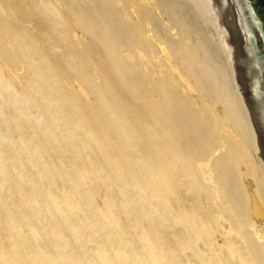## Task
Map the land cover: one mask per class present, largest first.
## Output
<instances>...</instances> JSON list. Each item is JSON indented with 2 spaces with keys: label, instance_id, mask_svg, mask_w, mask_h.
I'll return each mask as SVG.
<instances>
[{
  "label": "rangeland",
  "instance_id": "374dc122",
  "mask_svg": "<svg viewBox=\"0 0 264 264\" xmlns=\"http://www.w3.org/2000/svg\"><path fill=\"white\" fill-rule=\"evenodd\" d=\"M163 1L167 3V14L173 19L170 23L165 20V14L160 12H154L145 18V11L150 7L154 8L155 1L152 3L151 0H0V73L3 76L0 77V82L3 84L5 80L7 84L0 85V91L7 92L5 107L2 110L11 111L6 119L0 118V135L3 139L0 145L4 148L6 159L19 160L17 167L21 164L29 166V162L25 161L26 157L34 164L41 165L38 147L30 143V138L35 137L47 143L46 138L50 137V130L45 118L49 117L50 122L53 118H60L61 113L64 114L58 107L60 104L68 112L75 113L79 121H92L97 129L100 128L105 141L115 142L117 154L125 156L126 153L133 157L134 160L128 163L127 170H135L134 180L141 190L131 192L130 196L135 193L137 196L134 194L133 197L138 199H142V196L153 198L158 211L154 210L150 221L155 227L139 243L122 246L114 241V246L108 245L112 260L105 259L99 264H264V169L259 163L260 158L264 161V150L261 149L258 153L250 141L242 138L245 137V130L248 132L246 118L242 116L237 100L221 32L189 0ZM134 8L139 12V16L131 14V9ZM174 13L181 23L176 21ZM230 17L228 10L227 22ZM236 38L232 34V44L237 46L239 43L237 58L240 66L241 60L247 56L243 48L245 42ZM181 47H184L185 51H181ZM197 52L201 54V58ZM185 62L186 65H183ZM187 66L189 69L185 71ZM191 67L195 68V74ZM209 67L212 68L211 71ZM192 71L193 73H189ZM202 73L203 76L200 75ZM30 74H34L37 83L46 89L45 91L41 88L42 94L48 92L53 101L56 100L52 106L47 107L50 111L43 106L35 108L29 105L23 106L25 111L15 110L17 106L22 105L21 95L28 93V87L31 85L29 78L32 76H29ZM246 74L245 68L243 72L237 68V78H240L241 84L250 85L252 82L244 78ZM205 75L209 76L210 81L205 80ZM211 80L215 81L211 83L212 87ZM80 88L83 89L79 90ZM215 88L218 93L214 91ZM220 90H223V95ZM202 91L207 95L203 96ZM10 92L16 96L9 94ZM207 97L209 100H206ZM35 99L40 104L41 97L38 96L37 99L35 96ZM225 99L231 105L230 111L239 118L237 120L242 125L237 127L239 131H234L230 122L224 124L215 112L216 104L229 105ZM190 109L195 112H190ZM32 111L43 115L37 116L42 122H25L28 113ZM52 114L54 116H51ZM65 120L66 118L57 119L52 125L59 127ZM201 121L205 122L202 124ZM16 122L27 125L18 129L14 125ZM215 124L220 126L218 129L221 132ZM172 125L176 128L171 127ZM225 127L233 130V133ZM170 128L172 131L169 132ZM241 128L243 129L240 131ZM183 131L189 133V141H197L200 144L201 150L195 156L206 161L210 170L209 174L203 177L188 175L191 177L184 179L185 184L178 185L174 176L179 173L184 163L170 172L164 161L168 156L166 152L169 151L170 144L176 147L173 139L181 141ZM79 135L82 136V132ZM17 136H22L25 141L23 145L16 142ZM50 138L52 143L49 145L51 149L46 151L47 156L54 153L56 146V142ZM7 141H15V144L9 147ZM164 143L166 146H163ZM191 160L186 158L184 161ZM143 169L150 172L149 178L144 175ZM9 175L14 178L15 169ZM10 186L17 190L23 188V184L19 185L14 181ZM101 187L104 193L109 191L108 186L102 184ZM142 189L147 192L143 193ZM196 192L200 194L199 199L207 200L213 197L221 207L218 209L219 215H226L236 224L243 222L246 227H240L239 234L247 238H239L235 244L228 241L230 234L221 233V225H218L217 221L212 227L202 216L196 218L190 214L186 219H182L178 215V202L183 197L188 199L192 207L196 204L198 206ZM161 195L172 196L173 201L164 202ZM141 220L145 219L141 217ZM187 220L192 223L191 229L185 226ZM204 221H207L206 224ZM61 234L67 239H72L73 234L70 232ZM251 243L254 245L253 249ZM116 249L119 256L117 260L113 258ZM86 262L95 264L93 258H84L83 264Z\"/></svg>",
  "mask_w": 264,
  "mask_h": 264
},
{
  "label": "bare ground",
  "instance_id": "6f19581e",
  "mask_svg": "<svg viewBox=\"0 0 264 264\" xmlns=\"http://www.w3.org/2000/svg\"><path fill=\"white\" fill-rule=\"evenodd\" d=\"M136 1H140V0H136ZM189 1L192 3V5L195 8L198 9V11L203 16H206V18L211 20V22L221 32L220 34L222 35V44H223V47L227 53V56H228V59L230 62L231 71H232L231 72L232 76H231V73H230V76H231V79L233 77V85H234V88L236 90L235 92H236L237 100L240 104L242 116L244 118H246V124L245 125L247 126L246 129H248V132H247V130H245V134H244L245 137H242V138H245L246 140L250 141L255 146L256 151L259 153V152H261V145H260V141H259V133H258L257 129L255 128V121L257 122L260 130H262L264 133V89L261 88V85H260V78H259L260 76L254 77V79H253L254 83H253V85H251V90H252L251 96L254 100V108L251 110V108L247 104L245 96L243 95V93L239 87V83L237 80V68L239 65V60L237 58L238 48H237V46L233 45L231 42L232 33H231V28H230V22H227V20H226V16L228 14L227 11H228V7H229L228 0H189ZM151 2L152 3L154 2V6H153L154 8H151L150 6H148V7H150V9L145 11L146 17L143 16V18L144 17L147 18V15L154 14V12L155 13L160 12L162 14L163 13L165 14V20H168L169 23L173 20V19L171 20L172 16L167 14V11H166L167 10L166 9L167 3L166 2H164L163 0H151ZM235 2L237 3V7H238L239 21L241 24V28L244 31V33L246 35V39H247L246 45H247V51H248L249 57H250V59H249L250 63L248 66V73H250L251 68L252 69L255 68V70L257 68L258 71L259 70L262 71V66L258 61V57L255 54V52L252 50L251 46L249 45V38H250L249 34H251L253 32L249 31V29H248L249 24L246 22L247 19L245 20V18H244V8H246V7L241 5L238 2V0ZM141 5H143V4H141ZM149 5H150V3H149ZM168 5H169V3H168ZM170 6H171V2H170ZM172 7H173V5H172ZM145 9H146V5H145ZM171 10H172V8H171ZM131 11L133 12L131 14L139 16V12H136L135 8L131 9ZM250 14H252V11L250 12ZM175 15L176 16H174V17L176 19L177 14H175ZM179 20L176 19V21L181 23V20L180 21ZM173 23H175V22H173ZM179 24L177 26H179ZM181 26H182V24H181ZM176 27H174V28H176ZM182 27H184V26H182ZM184 28H183V31H184ZM176 32L177 31L175 30V33ZM188 35H189V33H187V36ZM165 36H164V38H165ZM170 36H168V37H170ZM178 37H179V35H178ZM160 38H161V36H160ZM183 39H185V38H183ZM171 42H172V40H171ZM173 42H174V40H173ZM181 46H183V45H181ZM181 49H182L181 51H183L184 47H181ZM184 53H186V52H184ZM198 54L200 55L198 57L201 58V54L200 53H198ZM185 55H187V53ZM188 58H189V55H188ZM196 61H195V63H196ZM207 63H208V61H207ZM33 64L35 65V63H33ZM157 64H155L154 66L156 67ZM184 64L186 65V62L183 63V65ZM203 66H205V65H203ZM194 67H191V68L193 69ZM30 68H32V67H30ZM191 68L189 71H191ZM188 69L189 68L187 66V69L185 71H188ZM194 69H193V71H194ZM196 69H198V68H196ZM203 69H204V67H203ZM211 69L209 67L210 71H211ZM219 69H220V67H219ZM40 71H41V69H40ZM193 71L189 72V73H193ZM44 72H46V71H44ZM206 72H208V71H206ZM212 72H214V70ZM195 73H196V70L194 71V74ZM203 73L200 75L203 76L205 74V73L204 74ZM218 73L220 74V72H218ZM258 73H260V72H258ZM16 74H18V72ZM40 74L42 75V73H40ZM208 74L209 73H207V75ZM216 75H217V73H216ZM29 76H31L29 78V80H31V82H30L31 85L28 84L29 85L28 93L21 95L22 105L17 106L15 108V110L17 112L19 110H24L23 106L29 105L30 107L35 106V108H39L40 106L41 107L43 106V108L50 111V109H48L47 107L52 106V103L55 102L56 100L54 99V101H53V98L50 96V93H48V92L44 93V95H43L41 92V88L44 89L45 91H46V89L41 87L40 84L37 83V79H36V76L34 74H30ZM222 76H223V74H221V77ZM0 77L3 78L1 73H0ZM43 77H45V75ZM205 77H204L205 80L209 79V76L207 77L205 75ZM225 77H223V78H225ZM52 78H53V76H52ZM196 78H198V77L196 76ZM17 79H18V77H17ZM188 79H189V77H188ZM211 79H213V78H211ZM184 80H186V79L184 78ZM218 80L215 79V81H218ZM220 80H222V79H220ZM223 80H225V79H223ZM47 81H49V80H47ZM54 81H56V79ZM208 81H210V79ZM213 81L211 80V82H210L211 87H212L211 83ZM215 81H214V83H215ZM49 82H51V81H49ZM53 83H55V82H53ZM221 83H218L219 86ZM193 84L194 83H192V85ZM203 84H204V82H203ZM0 85H7L6 81L4 80L3 84H2V82H0ZM78 86H79V84H78ZM209 87L210 86L208 85V88ZM184 88H186V87H184ZM192 88L194 89L195 87H192ZM82 89L80 88L79 90H82ZM203 89H205V88L203 87ZM232 89H233V87H232ZM214 91H216V93H218L216 88L214 89ZM225 91H227V90H225ZM222 92H223V90L221 91V94H222ZM9 94L16 96V94L12 93V92H10ZM80 94L82 95V93H80ZM202 94H203V96L207 95L206 93L204 95L203 91H202ZM202 94H201V96H202ZM221 94H219V95H221ZM6 96H7L6 91H0V118H2V119H6L8 117L7 116L8 113L11 112V111L5 112L2 110L5 107ZM35 96L37 97V99H38V96L41 97L40 104L36 101ZM215 96L218 97L217 95H215ZM221 96H220V98H222ZM227 96L225 97L226 99H228ZM207 99H208V97L206 98V100ZM223 99H224V96H223ZM217 100H218V98H217ZM227 102H228V100H226V104H229V102L228 103ZM206 104L208 105L207 102H206ZM209 104H210V102H209ZM186 105L189 106V104H186ZM192 105L193 104H191V106H190L191 108H192ZM219 105L216 104V107H214L215 112L218 113L219 119H221L222 122H224V124H226V122H228V123L230 122V124H232L231 128L234 131H237L239 127H242V125H240V123L237 120L239 118H236V116L230 111V107H229V106H231L230 104L228 106L223 105V104H219ZM164 106H165V104H164ZM58 107H60L61 111L64 112V114L61 113L62 116L60 118H58V117L53 118L51 120V122L48 120L49 117L45 118V120L49 124L50 137H52L53 141L56 142V144H55L56 146H54L55 147L54 153L53 154L49 153L48 156L46 155V151L47 150L49 151L51 149L49 146L50 143H52V140L50 137L46 138L47 143L44 141H39L38 138H35V137H31L32 140L30 138V143H32L36 147H38V158L41 159V162H42L41 165L34 164V162L29 161L28 160L29 158L26 157L25 158L26 160L25 159L24 160L29 162L28 163L29 166H24V164H21V165L19 164L20 166L17 167L16 163L19 160L18 159H12V158L6 159L7 155L3 152L4 148L0 145V264H58V263L59 264H83L84 258H93V261H95V264H99L100 262H104L105 259H107L108 261L112 260L109 248L111 246H114L113 245L114 241H117V243L119 245H122V246L139 243L145 238V235L150 230L154 229V227H155L154 223H152L150 221V217L152 216L154 210L158 209L156 206L157 203H155L153 201V198L142 196L141 197L142 199H138V197H136L137 198L136 199L135 197H133V195L135 193L131 194V196H130L131 192L136 191L137 189H138L137 190L138 192L141 190V189L139 190V188L137 187V183L134 180L135 170L131 169L130 172L127 170V166H129L128 163L134 160L133 157H130L126 153H125V156L117 154V152L115 151V149H116L115 142L112 143V142L105 141V138L104 137L102 138V131L100 130V128L97 129L96 125L93 124L92 121H91V123H88L86 120L79 121L76 118L75 113L68 112L67 110L64 109L63 105L58 104ZM197 108H199V107L197 106ZM209 108H210V106H209ZM170 109L168 111H170ZM192 110L190 109V112H192ZM197 110H199V109H197ZM33 111H35V110H33ZM33 111L28 113V117H27L25 122L28 123L30 121L31 122L30 124H32L34 121L42 122L40 120V118L37 117V116L41 115L40 112H37L38 111L37 110L35 113H33ZM40 111H41V109H40ZM169 113H168V115H169ZM82 114H84V112H82ZM187 114H186V116H187ZM201 114H202V112H201ZM218 115H217V117H218ZM42 116L43 115H41V117ZM51 116H54V115L52 114ZM170 116H169V118H171L173 120V118ZM183 116H184V114H183ZM64 118H66L65 123L59 124V127H53V125H52L53 121H55L57 119H64ZM194 118H195V116H194ZM180 120H182V119H180ZM184 120H186V118H184ZM198 120H200V119L198 118ZM172 122L174 124V121H172ZM201 122L203 124L205 121L204 122L201 121ZM218 122H219V120H218ZM187 123H192V122H187ZM103 124H105V123H103ZM184 124H185V122H184ZM217 124H219V123H217ZM14 125L16 128L22 129V128L26 127L27 124L25 125L24 123L16 122ZM187 125L188 124H186V126ZM198 126H201V125H198ZM206 126L208 127V125H206ZM171 127H174V126L172 125ZM184 127H185V125H184ZM203 127H205V124L203 125ZM219 127L217 126L216 128L218 129ZM243 127H244V125H243ZM175 128L176 127H174V129ZM177 128H179V127H177ZM242 129L243 128H241L240 131ZM170 130L172 131L171 128L169 129V132H170ZM202 130H204V129H202ZM227 130H225V132ZM233 130L230 129L228 131L232 132ZM80 132H82V136L79 135ZM185 132H187V131L182 132V136H181L182 140L181 141L179 139H176V140L173 139V141H175L174 144L176 145V147H172L170 144L169 151L167 150V152H166L168 156L165 157L166 159L164 161L165 164L167 165L166 166L167 170L169 169L170 172L172 171V169L179 168L181 166V164L184 163V165L181 166L179 173H177V175L174 176L175 183L178 185H181V184L184 185L185 184L184 179L188 175H192V176L194 175L195 177H200V176L203 177L204 175H208L209 170H210L209 168H207L208 164L206 161L201 160L200 156H199L200 158L195 156V155L199 154V152L201 150L200 144L197 141H189V138L187 137V136H189V133H185ZM178 133H179V130H178ZM226 133H228V132H226ZM175 135H176V133H175ZM1 137L2 136L0 135V144H2L1 142L3 140V139H1ZM175 137H173V138H175ZM177 137H178V135H177ZM229 137H230V135H229ZM235 137H237V136H235ZM15 139H16V142H18L20 145H23L25 143L22 136H17ZM236 140H237V138H236ZM246 140H245V142H246ZM229 141H230V139H229ZM6 144L9 147H12V145L15 144V141H12V142L7 141ZM65 145H67L70 148L69 149L65 148V147H67ZM163 146H166V144ZM235 148H236V146H235ZM237 150H238V147H237ZM226 156H227V154H226ZM186 158L187 159L191 158L192 160L191 161H184ZM218 163H220V161ZM259 163L264 169L263 159L260 158ZM14 169L16 171V176H14V178H13L9 174ZM143 170L145 173L144 175L147 178H149L150 172L148 173V171L146 169H143ZM139 173L140 172H138V175H139ZM140 176H141V174H140ZM188 177H191V176H188ZM189 179H191V178H189ZM263 179H261L260 181L262 182ZM13 181H14V183L19 184V185L23 184V188L22 189L19 188L18 190L15 188H12L10 186V183ZM261 182H260V185H262ZM102 184L108 186V188H109L108 192L104 193L102 191V187H101ZM262 188H263V186H262ZM165 189H167V188H165ZM198 189H200V188H198ZM202 190H203V188H202ZM171 191H172V187L170 186L169 192H171ZM142 192L146 193L147 191H144L142 189ZM135 195L137 196V194H135ZM167 195H169V194H167ZM199 195L196 192L195 196L198 197ZM179 197H181V196H179ZM161 198L164 199V202H167V201L169 202L171 200L173 201L172 196L166 197V195L165 196L161 195ZM221 199L222 198L220 197V200ZM202 200L203 199H199V197L196 198V201L199 202V205L197 206V204H196L192 207V205H189L188 199H183V197H181V200L178 202L179 207L176 205L179 208L178 215L182 219H186V217L188 215L190 216V214H193L192 216L195 215L196 218H198V216H202L203 218H205L204 220L208 221V222L204 221V224H206V222L211 223V226H212V224L215 225L216 221H217L218 225H221V229H220L221 233L230 234L231 237L228 238L229 242L236 244L237 239L247 238L246 236L239 234L240 233L239 228L240 227H242V228L246 227V225H244L243 222L236 224L235 222H233V220L229 219L226 215H224L222 213L219 215L218 209H220L221 207H219L218 203H216L215 200H213V197L207 198V200H203V201ZM222 201H223V199H222ZM22 202H24V203H22ZM178 208H177V210H178ZM227 212H229V211H227ZM169 213H170V211H169ZM230 215H231V212H230ZM139 216H140V218H139ZM141 217H142V219H145V220L142 221ZM183 221L184 220H182V222ZM191 225H192L191 221L187 220V222L185 223V226L188 229H191ZM231 229L236 230V232L234 233V231H232ZM246 231H247V229H246ZM61 232H63V233L64 232H70V234H73V235H71L72 239L71 238H68V239L65 238V236H63L61 234ZM254 233H255V231H254ZM96 234L99 235L100 237H97ZM249 239L251 240V238H249ZM254 244H255V242H254ZM108 245H110V247H108ZM252 246H251V249L254 248L253 244H252ZM113 254H115V256L113 255L114 256L113 258L115 260H117V258L119 257L117 255L118 254L117 249H116L115 253H113ZM89 263H90V261H89ZM86 264H87V262H86Z\"/></svg>",
  "mask_w": 264,
  "mask_h": 264
},
{
  "label": "flooded vegetation",
  "instance_id": "af4514ba",
  "mask_svg": "<svg viewBox=\"0 0 264 264\" xmlns=\"http://www.w3.org/2000/svg\"><path fill=\"white\" fill-rule=\"evenodd\" d=\"M235 1L237 0H228V4H229L228 10H229V14L231 15V17L229 18L230 28L232 34L235 37L245 42V46L243 48L246 56L250 58L248 51L245 50L247 39L244 31L241 28V24L239 21L238 7ZM238 2L244 7H246L244 8V18L245 20L247 19L246 22L249 24V28H248L249 31L253 32L249 34L250 35L249 37L256 46L254 52L255 54L256 53L258 54L260 59V60L258 59V61L262 66V71L261 70L258 71L256 68V71L254 72L255 74L253 73L251 74V76L249 74H246L244 78L246 80H250L252 82L250 83V85H253L254 82L252 80L254 79L255 75L260 76L259 78L261 84L264 85V0H238ZM251 11L252 14H250Z\"/></svg>",
  "mask_w": 264,
  "mask_h": 264
},
{
  "label": "water",
  "instance_id": "95a60500",
  "mask_svg": "<svg viewBox=\"0 0 264 264\" xmlns=\"http://www.w3.org/2000/svg\"><path fill=\"white\" fill-rule=\"evenodd\" d=\"M249 45L251 46L253 51L256 49V46L254 45V42H252V40L250 38H249ZM237 46H239V43H237ZM245 50L247 51V45H246ZM256 55H257V57L259 59V56H258L257 53H256ZM249 59L250 58L247 57V58L241 60V65H240L241 67L238 66V69H241L242 72H243V70L245 68L247 70V74H249L251 76V74H253L256 70L255 69H251L250 73H248V66H249V63H250ZM237 80H238V83H239V87H240L243 95L245 96V99L247 100V104L249 105V107L252 110L254 108V100H253V98L251 96V85L241 84L240 78H237ZM260 85H261V88L264 89V85L261 84V81H260ZM255 128L257 129V131L259 133L261 149L264 150V133H263L262 130H260V128L258 127V124H257L256 121H255Z\"/></svg>",
  "mask_w": 264,
  "mask_h": 264
}]
</instances>
